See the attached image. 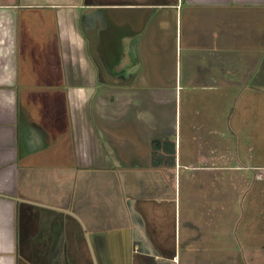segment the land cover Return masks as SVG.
<instances>
[{"label": "crops", "instance_id": "0c3cea01", "mask_svg": "<svg viewBox=\"0 0 264 264\" xmlns=\"http://www.w3.org/2000/svg\"><path fill=\"white\" fill-rule=\"evenodd\" d=\"M261 105L264 0H0V264L151 253L179 168L226 167L181 131Z\"/></svg>", "mask_w": 264, "mask_h": 264}, {"label": "rangeland", "instance_id": "374dc122", "mask_svg": "<svg viewBox=\"0 0 264 264\" xmlns=\"http://www.w3.org/2000/svg\"><path fill=\"white\" fill-rule=\"evenodd\" d=\"M241 122L243 128L234 123L226 137L181 131L182 160L187 156L182 164L201 156L226 167L203 174L179 168L177 208L164 205L157 246L146 255L130 251L126 264H254L251 256L264 261V105L259 119ZM202 144L207 149L197 147Z\"/></svg>", "mask_w": 264, "mask_h": 264}, {"label": "built area", "instance_id": "2783aa9c", "mask_svg": "<svg viewBox=\"0 0 264 264\" xmlns=\"http://www.w3.org/2000/svg\"><path fill=\"white\" fill-rule=\"evenodd\" d=\"M256 169H259V167H255Z\"/></svg>", "mask_w": 264, "mask_h": 264}]
</instances>
